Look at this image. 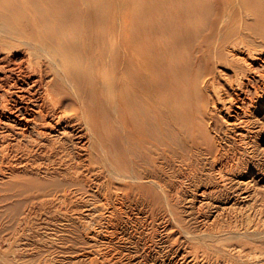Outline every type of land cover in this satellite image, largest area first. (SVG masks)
Listing matches in <instances>:
<instances>
[{"label": "bare ground", "instance_id": "obj_1", "mask_svg": "<svg viewBox=\"0 0 264 264\" xmlns=\"http://www.w3.org/2000/svg\"><path fill=\"white\" fill-rule=\"evenodd\" d=\"M263 123L264 0H0V264H51L59 237L32 232L31 213L63 216L78 201L97 217L87 229L102 245L79 250L88 264L220 263L233 228L174 223L162 166L190 151L217 163L232 137L245 147ZM228 164L216 169L222 190L235 178ZM258 175L228 195L248 201ZM200 185L189 202L218 208L216 186ZM129 201L155 225L140 242L113 222Z\"/></svg>", "mask_w": 264, "mask_h": 264}, {"label": "rangeland", "instance_id": "obj_2", "mask_svg": "<svg viewBox=\"0 0 264 264\" xmlns=\"http://www.w3.org/2000/svg\"><path fill=\"white\" fill-rule=\"evenodd\" d=\"M251 116H255L254 110H251ZM216 117H217L215 119L216 120V128L222 132V128L224 129L225 124H224L223 120L221 121V119L218 116H216ZM263 125H264V123L262 125L259 124V127L257 129L259 132L253 134L252 138L250 139L251 143H249L245 147L243 145H241L240 143H237V142L235 143L233 141L234 139L232 140V138H234V137H232L231 138V143H232L231 145L232 146L228 145L231 148L226 147V150H229L228 151L229 155L227 156L226 159L217 160V163L215 161L213 162L211 159L209 160L208 157H206L205 155H203L199 151H196V152L190 151L184 157V160L179 159V161H181V162L175 161L172 167H167L166 164H164L162 166V177L166 178L168 180V182H170L172 187H173L172 189H170V191H171L170 193H168L167 191H164V193H163L164 194L163 199H165V197L167 199V200H163V202H164L163 208H164V210L168 209L169 206L166 204H169L171 210L174 213H176V215L178 217H175L174 223H178V224H180V226H183V228L186 227L189 231H192V232L198 231L200 229L201 230L205 229L206 227L203 226V224L206 221H208L207 223H209V222L212 223V225H208V226L211 229L213 228V230L215 229V226L220 227V225H222L221 227H223V225H224L223 228L226 227V229L228 227L233 228V230H234L233 233L229 234V235H231L229 237L232 239V242L229 241L227 243V245H229L230 247H229V249H226V251H221V255H220V259H219L220 263L218 262L216 264H264V175H263L264 174V126ZM259 128H260V130H259ZM211 135L216 138V136L213 132L211 133ZM225 160L229 163L228 164L229 166H231L233 169L235 168V171H234L235 172L234 173L235 178L232 177L233 181H230L229 183L227 182V184H226L227 186L223 187V190H222V184L217 181L218 179H216V178H218L216 169L218 168L219 164H224L226 162ZM189 171H190V173H188ZM257 171L259 174L258 178H262L263 184L260 186V184H261L260 183L256 187L252 186L249 189H246V191H245L247 193V195L248 194L250 195L253 193L252 194L253 196H249V198H248V201L250 200L252 203L250 201L249 202L246 201V202L242 203L238 193L236 195H231V194L228 195V193L230 191H232V190L234 191V189L236 188L235 187L233 189L232 188V187H234L233 185L238 186L236 183V182H239L238 180L243 181L244 179H246V177L248 176V174L250 172H257ZM259 172H261V173H259ZM191 173H192V175L190 176ZM192 176H193V178H192ZM234 181H235V184L233 183ZM231 182H232V184H231ZM218 183L220 185H217ZM196 185L205 186V187H210V186L215 187L216 186V190H218L216 193V197L212 198L211 200L213 201V204L215 203L216 206L218 205V208L212 209V211H210V209L209 210L207 209V211H206L207 213H206L205 212L206 209H202V210L197 209L195 203H193L191 201H190L191 203L189 202V199L193 194V189L198 188V186H196ZM225 195L227 197L230 196V197H228L229 199L226 198ZM222 198H223V200H222ZM235 198H236V200L234 201ZM218 200H219V202H218ZM233 202L235 205H231V203L233 204ZM75 203H77V204H75ZM75 203L72 206L66 208V210L64 209V211L63 210L61 211V213L64 212L66 214V215L64 214L63 216H62V214H55L57 212L52 211L54 208L53 209L47 208V212H46V208H45V209H43L44 213H43L42 209L36 208L31 213V219L33 220V222H32V220L30 219V221H31L30 223L32 224L31 230H33L32 232H35V233L39 232L38 234H44V233L53 234V232H54L55 234H57L56 236L59 237L58 238V240H59L58 244L53 246V248L48 249V252H46V255L48 256L47 259L50 261V263L52 262L51 264H56V263H54V261H56V260H57V262L59 261L58 264H88L86 261L85 262L82 261L83 259L79 253L80 252L79 250H83V249H85L87 247H91V246H92V248H93V246H96V247H94L95 249H97L98 247L100 249L102 248V247H100V246H102L100 243L93 245V243L91 242V240L89 238V235L91 234V232L87 229V227H88L87 225L90 223H93V221L95 222V220H97V217L93 214V211L89 213V211L86 210V205L88 203L86 204L83 201L82 202L78 201ZM246 203L247 204L250 203V206L249 205L246 206ZM251 204H253V205H251ZM191 205H193V206H191ZM229 205H231L232 209L229 208L230 207ZM254 205H256L258 208L255 206V209H254ZM142 206L143 205H139V204H136L135 202L129 201L126 203V206L124 205L123 210H121L120 212H117V216L114 218L113 222L115 224V228L118 229V231L121 234L123 233L122 238L123 237L124 238L131 237L132 239L134 238L133 240L139 241V239H138L139 236L143 237L144 232H146L145 231L146 229L151 230L152 227H153V229L155 228V225H154V223L150 217L149 211L147 210V208L145 206H143V207ZM225 206H229V207L226 208ZM244 207L247 208L248 211ZM234 208H235V210H233ZM237 208H238V210H236ZM220 209H221V211H220ZM244 209L247 212H245ZM259 209H260V211H259ZM54 210H57V208H55ZM232 210L234 212H232ZM225 211H228V212H225ZM237 211H238V213H240L239 211H241L240 215L237 213ZM121 212H122V214H121ZM213 212L215 215L213 214ZM35 213H36V215H35ZM47 213H51V214H47ZM155 213H157L158 216H161V217H162V215H165V214H163L162 210L155 211ZM91 214H92V216H90ZM38 215H39V218H36V217H38ZM44 215H46L48 217H46ZM57 215H59L60 217H58ZM32 216H34V218H32ZM68 216H69V218H68ZM61 217H63V218H61ZM35 218L37 219V221ZM211 218L213 220H211ZM47 219L49 220L48 222H47ZM57 219H59V220L61 219V220L59 221ZM90 219H92V220H90ZM202 219H204L203 223H202V221L198 222ZM207 219H209V220H207ZM44 220H45V222H43ZM53 220H54V223H53ZM55 220H56V223H55ZM62 220L69 221L70 225H66V229L67 228H69V229H67V230L62 229V228H65V226L60 225V224H62ZM71 221H72V223H71ZM212 221H214V222H212ZM34 222H35V224H34ZM200 223H202V224L200 225ZM33 224L37 225V226H35L37 232L35 231V227ZM52 224H56V225H52ZM46 225H47V227H46ZM232 225H235V226H232ZM251 225L252 226L254 225L253 227H255V229ZM260 225H261V228H260ZM248 226H249V228H248ZM250 226L252 227L253 232L251 231ZM234 227H236V228H234ZM46 228H48L47 231H45ZM51 229H54V231H51ZM246 229L249 230V232ZM71 230H73V231H71ZM180 231L182 232V227H181ZM87 232H89V233H87ZM260 232H261V234H260ZM86 233H87V235H86ZM236 234L239 238V239L237 238V240L235 237ZM244 236H247V239H245ZM223 238L227 239L228 237H223ZM240 238H242V240H243V242L241 244L238 242V240H241ZM217 239H218V241H221V240H219L220 238H217ZM233 241H235V242H233ZM121 243H124V244H121ZM126 243H127L126 241L124 242V240H122L116 246L119 249L122 248L123 251L125 252V250H127L126 247H128V245H129L128 243L127 244ZM97 245H99V246H97ZM20 248H22V247L19 246V249ZM1 249L2 250L5 249V246H4V248L2 247ZM232 249H235V250H232ZM236 250L240 251V253H241L240 257H238V255L235 256L237 254L235 252ZM249 256H250V258H249Z\"/></svg>", "mask_w": 264, "mask_h": 264}]
</instances>
